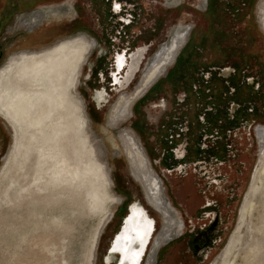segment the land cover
Wrapping results in <instances>:
<instances>
[{
    "label": "rangeland",
    "instance_id": "1",
    "mask_svg": "<svg viewBox=\"0 0 264 264\" xmlns=\"http://www.w3.org/2000/svg\"><path fill=\"white\" fill-rule=\"evenodd\" d=\"M128 1L135 5L138 14L137 24L131 30L132 34L141 36L136 48H143L144 42L151 39L154 45L131 92L145 72L148 60L173 38L171 33L176 26H198L203 31L206 26L189 8L181 13L175 9L169 11L167 8L173 7L174 1ZM11 3L12 0H0V14ZM186 3L197 7L199 0H186ZM263 3L264 0L257 1L254 14L264 36V21L259 17ZM10 17L0 16V79L7 68L30 58L29 53L48 50L72 37L84 35L96 47L99 41L100 46L92 50L79 47L80 59L75 57L70 61L63 58L42 66L45 59L41 63L29 60L25 65L27 70L12 77L21 123L14 127L0 115V264H91L96 235L104 218L112 215L113 223L100 236L96 251L97 264H102L105 247L119 223L121 202L124 204L125 200L140 204L157 222L156 236L145 260V264H153L151 249L166 225L165 220L149 206L142 187L132 179L128 154H134V150L124 146L120 135L134 132L143 148H146L145 137L134 126L136 114L117 128L106 126L108 113L120 96L114 93L94 108L92 89L99 88L101 83L95 75L89 82L85 76L89 67H105L100 51H109L108 60L112 56L114 50L107 41L109 22L103 20L90 0H26V5L22 4ZM153 31L158 33L150 37L148 33ZM22 53L27 55L23 57ZM43 69L45 73L41 75ZM76 97L84 103L89 132L95 138L89 134L95 141L93 145H97L93 152L92 148L88 152L83 150L76 139ZM145 109L148 111V106ZM258 157L243 199L235 202L227 236L207 264L222 254L237 228ZM91 158L99 163L98 169L88 166ZM260 178L261 188L249 195L251 214L244 229L237 232L240 245L234 264H264V174ZM170 214L173 217L171 211Z\"/></svg>",
    "mask_w": 264,
    "mask_h": 264
},
{
    "label": "flooded vegetation",
    "instance_id": "2",
    "mask_svg": "<svg viewBox=\"0 0 264 264\" xmlns=\"http://www.w3.org/2000/svg\"><path fill=\"white\" fill-rule=\"evenodd\" d=\"M90 1L109 22L107 41L114 50L110 60L106 58L109 51H100L105 67H89L85 74L86 81L95 75L101 83L92 89L94 108L117 93L120 97L111 111L149 80L134 98L130 118L136 114L134 126L146 141L142 150L162 183L174 220L161 246L154 254L151 249L152 263L207 264L227 236L236 200L243 199L258 156V133L264 131V36L254 14L258 0H199L197 7L186 0H168L174 1L168 10L191 9L205 21L206 30L176 26L173 38L162 46L169 45L161 46L148 60L131 92L153 39L136 48L141 36L131 30L138 14L128 0ZM22 4L26 0H12L0 16L11 18ZM158 31L148 35L155 37ZM91 42L95 48L100 46L99 41L97 47ZM177 43L180 48L175 47ZM156 68L160 69L157 76ZM134 204L121 202L119 223L105 247L102 264H145L157 222L144 207ZM132 211L144 214L138 217Z\"/></svg>",
    "mask_w": 264,
    "mask_h": 264
},
{
    "label": "bare ground",
    "instance_id": "3",
    "mask_svg": "<svg viewBox=\"0 0 264 264\" xmlns=\"http://www.w3.org/2000/svg\"><path fill=\"white\" fill-rule=\"evenodd\" d=\"M259 11H260L259 17L262 21H264V3L260 6ZM178 43L175 47L180 48L181 44H178ZM83 46L89 49H93L94 47L93 43L90 40H88L86 36L84 35L72 37V38H69L67 42L61 43V44L58 43L55 46L49 48L48 50L46 49L40 52H31L29 53V55L31 56L30 58L25 59V60L21 59L18 62L16 67L7 68L6 74L0 79V115L4 117V119H6V121H8V123L14 127H17L21 123V118H18V114H17L19 112V109H18V105L15 100V88H13V85H12V77L15 76L16 72L26 71L27 68L25 65L29 60L37 62V63H41L45 59L46 62L42 64V66H44V65H47L49 61H52L53 63H55L56 60L58 59L63 60V58H64V61H70L72 58H75V57L77 59L78 58L80 59L82 50H80L79 47H83ZM26 55L27 53H22L23 57ZM173 55L174 54H172V56ZM164 60H167V59H164ZM19 67L21 68L19 69ZM159 71L160 69L156 68V70L154 71L156 74L155 76H157V74L160 73ZM44 73H45V69H43L41 75H44ZM151 78L152 76L150 77V79ZM147 82L145 84H142L141 89H139V91H137L132 98L125 96L116 104V106H114V108H112L106 120V126L108 128H113V129L117 128L118 125H120L124 121H127V119L130 118V114H131L130 106L134 102V98L137 97V95L142 92L145 86H147L146 85ZM77 84H79V80ZM74 111H75V117H76V126H75L76 129H74V131L76 133V139H78V144L81 145L82 149L86 150L87 152L92 148V152H93L94 148L97 147V145L96 146L93 145L95 142L93 139L95 138L92 132L91 131L89 132V127H90L89 119L86 116V112L84 110V103L80 98L76 97V101L74 103ZM89 134L92 136L93 139H91ZM120 137L122 139V143L124 144V146H128L134 150V154H130V155L128 154V162H129V166L131 169L130 171H131L132 177L142 187L144 194H145V198H146L145 200H147V203L149 204V206H151L165 220L166 225L164 229L162 230V233H160L154 241V246L152 249L154 253L155 248H157L161 244L162 240L165 239L164 236H166L169 233L168 228L171 223L170 215L168 213L166 202L163 197L162 186L156 174L150 167L149 161L144 151L141 149L142 147L137 141L136 135L134 134V132H131V131L123 132L121 133ZM258 137H259V145H260L258 163L255 169V174L252 177V182L250 185L251 188L249 190L248 195L245 196L246 198L244 200L243 206L239 213V221H238L237 228L235 232L233 233V235L231 236L228 246L222 252V254L213 262V264H234V261L237 257V254H238L237 252H238L239 245H240L237 232H240L242 228L244 229L243 225L247 222L251 214L252 208H253L252 203L250 202L249 195L250 194L252 195L255 192H257L262 186V179L260 177L261 175L264 174V131L258 133ZM88 166H93L94 168L98 169L99 163L98 162L96 163L95 159H92V161H89ZM110 177H111V174H110ZM117 202L118 203L121 202V200L118 197H117ZM137 206H141V205L137 203L133 205V207H137ZM131 213L139 217L144 214V211H132ZM111 220H112V216L108 215L107 217L104 218L100 226V230L98 231L96 235V240L94 242V251H93V254H91L92 255L91 264H96V259H97L96 251L98 248V244L100 243L99 242L100 236L110 225L109 223L111 222ZM138 226L139 225H137V227Z\"/></svg>",
    "mask_w": 264,
    "mask_h": 264
},
{
    "label": "snow or ice",
    "instance_id": "4",
    "mask_svg": "<svg viewBox=\"0 0 264 264\" xmlns=\"http://www.w3.org/2000/svg\"><path fill=\"white\" fill-rule=\"evenodd\" d=\"M119 6L117 5V8H118Z\"/></svg>",
    "mask_w": 264,
    "mask_h": 264
},
{
    "label": "trees",
    "instance_id": "5",
    "mask_svg": "<svg viewBox=\"0 0 264 264\" xmlns=\"http://www.w3.org/2000/svg\"><path fill=\"white\" fill-rule=\"evenodd\" d=\"M2 24V23H1Z\"/></svg>",
    "mask_w": 264,
    "mask_h": 264
}]
</instances>
